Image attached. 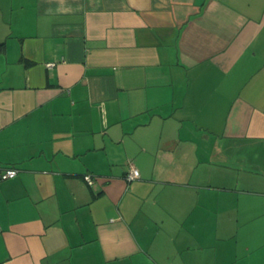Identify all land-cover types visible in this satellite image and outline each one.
Instances as JSON below:
<instances>
[{"label":"crops","instance_id":"1","mask_svg":"<svg viewBox=\"0 0 264 264\" xmlns=\"http://www.w3.org/2000/svg\"><path fill=\"white\" fill-rule=\"evenodd\" d=\"M5 167L0 264H264V0H0Z\"/></svg>","mask_w":264,"mask_h":264},{"label":"rangeland","instance_id":"2","mask_svg":"<svg viewBox=\"0 0 264 264\" xmlns=\"http://www.w3.org/2000/svg\"><path fill=\"white\" fill-rule=\"evenodd\" d=\"M220 214H221L222 218L227 219L230 212L226 211V212H222ZM68 216L70 217L69 218L70 223L68 222V226H70V227H67V221L68 220H66V219H62L60 224L62 223V228H63L64 234L67 237H69V240H70V238L73 239L72 241L68 240V243L66 244V249L67 248L73 249L72 254H70V258H71L70 264H98V263H100V259L98 257V254L94 251L92 252V255L86 259L85 262L79 263L76 261L82 256V253H83L80 250H77V248L80 246V245H78L79 244L78 242H81V240L83 239L80 237L79 227L82 228L83 223H87L88 221H86L85 219H82L80 217L79 213H76V215L69 214ZM74 216L77 218L75 221L72 220V218H71ZM224 219H222V220H224ZM65 224H66V227H65ZM184 230L189 233V238H190L191 243H196L193 239H191V238L195 237L194 234H192L193 229H184ZM243 230H244L243 227H240V228L238 227V229L237 228L235 229L234 227L229 228V226L226 224H221V228H219V231H221L220 235H221L222 239H225V238L228 239V237H231V236L233 237V235H235L237 237L236 240H238V241L245 239ZM227 239L225 241H222V246L225 248L229 247ZM82 243H83V241H82ZM83 244H84V246H87L89 243H83ZM179 248H180L181 252L186 254L187 252L189 253V252H192L193 250H196L197 246L192 244L188 247V249H187V246H186V248L185 247L184 248L179 247ZM57 263L58 264H67L68 261H67V259H63V260L60 259V260H57Z\"/></svg>","mask_w":264,"mask_h":264},{"label":"built area","instance_id":"3","mask_svg":"<svg viewBox=\"0 0 264 264\" xmlns=\"http://www.w3.org/2000/svg\"><path fill=\"white\" fill-rule=\"evenodd\" d=\"M48 65H52V63H49ZM18 173V169L15 167H5L0 171V180H5L8 178H12L16 176ZM139 171L137 168L132 167L126 174L125 179L127 181L134 180L139 177ZM84 181L88 185H92L94 183V178L90 174L84 175Z\"/></svg>","mask_w":264,"mask_h":264}]
</instances>
